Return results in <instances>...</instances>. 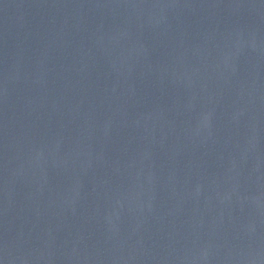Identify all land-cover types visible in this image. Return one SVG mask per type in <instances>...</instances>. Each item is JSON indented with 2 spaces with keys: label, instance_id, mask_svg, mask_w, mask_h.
Wrapping results in <instances>:
<instances>
[{
  "label": "water",
  "instance_id": "obj_1",
  "mask_svg": "<svg viewBox=\"0 0 264 264\" xmlns=\"http://www.w3.org/2000/svg\"><path fill=\"white\" fill-rule=\"evenodd\" d=\"M0 264H264V0H0Z\"/></svg>",
  "mask_w": 264,
  "mask_h": 264
}]
</instances>
